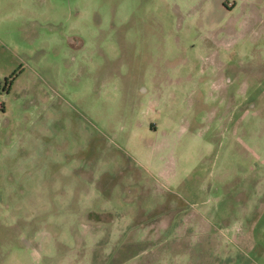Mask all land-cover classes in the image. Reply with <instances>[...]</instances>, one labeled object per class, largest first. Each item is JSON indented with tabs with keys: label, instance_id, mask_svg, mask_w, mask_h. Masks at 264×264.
I'll return each mask as SVG.
<instances>
[{
	"label": "rangeland",
	"instance_id": "374dc122",
	"mask_svg": "<svg viewBox=\"0 0 264 264\" xmlns=\"http://www.w3.org/2000/svg\"><path fill=\"white\" fill-rule=\"evenodd\" d=\"M0 264H264V0H0Z\"/></svg>",
	"mask_w": 264,
	"mask_h": 264
}]
</instances>
